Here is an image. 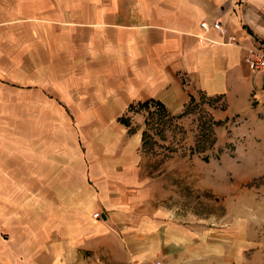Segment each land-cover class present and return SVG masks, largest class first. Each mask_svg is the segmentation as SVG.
Wrapping results in <instances>:
<instances>
[{
  "label": "rangeland",
  "instance_id": "1",
  "mask_svg": "<svg viewBox=\"0 0 264 264\" xmlns=\"http://www.w3.org/2000/svg\"><path fill=\"white\" fill-rule=\"evenodd\" d=\"M40 107L0 117V264H123L88 189L142 191L144 206L202 237L201 264H264V97L135 105L129 126L118 115L93 132Z\"/></svg>",
  "mask_w": 264,
  "mask_h": 264
},
{
  "label": "crops",
  "instance_id": "2",
  "mask_svg": "<svg viewBox=\"0 0 264 264\" xmlns=\"http://www.w3.org/2000/svg\"><path fill=\"white\" fill-rule=\"evenodd\" d=\"M263 8L264 0H0V117L31 113L36 102L93 132L150 99L172 110L201 95L261 100L264 72L244 56L264 43ZM91 190L87 211L118 238L123 264H201L202 237L144 206L142 191Z\"/></svg>",
  "mask_w": 264,
  "mask_h": 264
},
{
  "label": "built area",
  "instance_id": "3",
  "mask_svg": "<svg viewBox=\"0 0 264 264\" xmlns=\"http://www.w3.org/2000/svg\"><path fill=\"white\" fill-rule=\"evenodd\" d=\"M262 14L264 16V8ZM200 27L205 30L209 27L219 31L221 30V25L218 22H213L211 25L207 22H202L200 23ZM227 42L234 43V38L229 37ZM244 61L253 71L264 72V43L256 47L249 48L244 56ZM95 216H97V214ZM156 264H160V262L156 261Z\"/></svg>",
  "mask_w": 264,
  "mask_h": 264
},
{
  "label": "trees",
  "instance_id": "4",
  "mask_svg": "<svg viewBox=\"0 0 264 264\" xmlns=\"http://www.w3.org/2000/svg\"><path fill=\"white\" fill-rule=\"evenodd\" d=\"M151 103H153L154 105H156L160 109L167 112V108L165 107V105L162 102H160L158 100H154V99H150V100L144 101L142 103H138V106H139V108H148ZM130 108L133 109L134 106H130ZM120 121L122 123H124L125 125H129L128 118L123 117L120 119ZM141 147H142V149L146 147V139H145V134L143 131H142V138H141Z\"/></svg>",
  "mask_w": 264,
  "mask_h": 264
}]
</instances>
